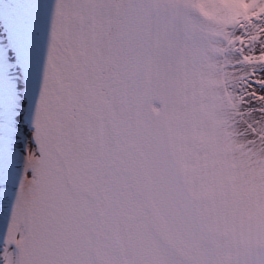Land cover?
<instances>
[{
	"label": "snow or ice",
	"instance_id": "1",
	"mask_svg": "<svg viewBox=\"0 0 264 264\" xmlns=\"http://www.w3.org/2000/svg\"><path fill=\"white\" fill-rule=\"evenodd\" d=\"M0 264H264V0H0Z\"/></svg>",
	"mask_w": 264,
	"mask_h": 264
}]
</instances>
